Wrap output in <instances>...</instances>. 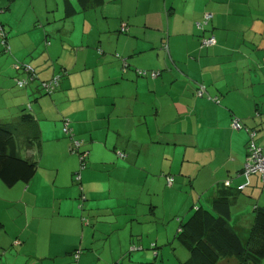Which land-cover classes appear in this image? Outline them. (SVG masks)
<instances>
[{
    "label": "crops",
    "instance_id": "crops-1",
    "mask_svg": "<svg viewBox=\"0 0 264 264\" xmlns=\"http://www.w3.org/2000/svg\"><path fill=\"white\" fill-rule=\"evenodd\" d=\"M16 1L0 0V5L10 10ZM63 1L58 24L39 34L36 27L45 15L33 12L28 28L23 21L8 20L10 15L1 17L12 25L8 45L14 58H25L19 52L32 46L39 53L30 59L48 62L49 74L67 72L56 93L33 109L42 120L37 124L42 145L49 148L46 155L63 168L57 164L56 180L63 171L62 182L53 181L57 188L46 192L42 187L51 173L38 168L28 184H0L10 198L0 208L16 213L14 223L0 219V264L158 259L157 240L169 243L172 235L162 223L167 227L155 240L162 219L155 205L159 195L172 200L182 193L175 211L185 212L181 224L198 206L230 194L231 223L246 241L256 206L264 207V185L260 175L242 173L249 135L234 128L232 119L257 130L264 154V0ZM206 12L213 17L201 29L197 22ZM211 35L215 42L206 46L203 39ZM122 57L130 66L124 71ZM137 68L162 73L141 77ZM199 84L206 87L204 96L196 93ZM17 120L11 123H22ZM66 122L90 162L76 180L70 166L78 157L70 156L69 165L61 158L71 144L63 132ZM168 175L174 176L172 185ZM142 195L152 203H144ZM131 198L134 202H127ZM125 257L128 262H122Z\"/></svg>",
    "mask_w": 264,
    "mask_h": 264
},
{
    "label": "trees",
    "instance_id": "trees-1",
    "mask_svg": "<svg viewBox=\"0 0 264 264\" xmlns=\"http://www.w3.org/2000/svg\"><path fill=\"white\" fill-rule=\"evenodd\" d=\"M79 1L83 3L85 0ZM91 1H93V4L95 5L101 0ZM1 11H3V8L0 6V12ZM205 14L204 20L197 22L198 27L201 29L204 28L205 22H208L205 19ZM212 17L213 14L211 18ZM0 26L2 28L0 32V42L5 49L10 50L8 45V32L2 21H0ZM121 28H123V25ZM121 30L123 32L128 31V24H126ZM211 37L215 38L214 35H211L204 39ZM205 45L208 46L209 44ZM162 47L168 52V44L166 42L163 43ZM122 59L124 71L130 66L125 58L122 57ZM139 70L146 71L147 74L141 75L138 73ZM29 71H32L31 68ZM66 72L67 71L63 69L62 72L60 71L58 74H54L51 80L44 82L50 83L56 77L58 78V81H60L61 76ZM136 72L138 76H150L152 78H156L162 73L161 70L142 68H137ZM152 72H158V75L153 77ZM20 81L22 80L17 79L18 86L24 87L28 85L25 80H23V84L20 85ZM200 89H203L202 95H199ZM205 89L206 87L204 84H199L196 89L197 95L204 96ZM46 91V94L51 95L55 92V89L46 88ZM214 100L216 101V99ZM34 119H36L35 114L32 111H28L27 114L23 115L21 124L0 123V179L9 187L14 186L18 182L28 184L38 171L39 164L35 158V154H41L42 134L40 127H38L37 124L32 123ZM235 119L238 118L234 116L232 123ZM239 123L241 127L238 129H244L249 135L248 158L251 142L255 141L257 143L256 135L252 138L251 133L256 132L257 134V130L246 126L240 118ZM63 132L68 135L70 139H77L72 130L66 132L63 127ZM19 141L24 145L28 152H30L28 156L22 155ZM72 142L73 141H71L70 150ZM34 148H37V150L33 151ZM86 158L83 164H85V161L87 160ZM242 173L243 175H246L244 167ZM255 174L260 175L264 185L261 174ZM168 177H173L174 183V176L168 175L167 184H169ZM227 183L229 182L227 181ZM242 188L243 185L239 187V189ZM231 204V195L224 193L223 195L214 198L210 206H198L188 218L181 221L176 238L189 252L188 258L182 261V264H218L222 259L232 256L236 258L234 264H261L264 258V207L256 206L254 224L250 230L248 239L244 241L231 223Z\"/></svg>",
    "mask_w": 264,
    "mask_h": 264
},
{
    "label": "rangeland",
    "instance_id": "rangeland-1",
    "mask_svg": "<svg viewBox=\"0 0 264 264\" xmlns=\"http://www.w3.org/2000/svg\"><path fill=\"white\" fill-rule=\"evenodd\" d=\"M63 10H64L63 0H17L15 5L11 6L10 10L3 9V11L0 12V21L4 22L5 24L4 26L7 32L10 29L9 26L12 27V25L10 24L8 20H11L15 23L23 21L25 22V25L23 27L28 28L29 26H31L30 16L33 12H36L39 15H42V16L45 15V19L44 20L39 19V22L37 24L36 29H38V31H36V33H38L40 29L46 30L49 28H55V25L58 24L59 22L56 18L59 19L63 15ZM9 15L10 17L8 18V20L1 19L2 16H9ZM21 25L22 24H19L17 28L14 27L15 33H17L18 31L17 29L20 28ZM61 30L63 32H67V29L61 28ZM76 33H77L76 30H74L73 34H76ZM53 36L54 35H51L50 37H53ZM30 39L36 42L35 39H37V36L35 35V33L30 34ZM19 40L22 43L25 42L22 39H19ZM0 41H1V38H0ZM42 46H40L41 50H43ZM38 53L39 51L33 52V48L31 46L29 48H26L25 51L19 52V55L25 58H20V57L18 58V56L17 58H14L13 56L14 53L11 52V50L5 49V47L0 42V123L15 122V121H18L17 120L18 118L22 120L21 118L23 117L24 114H27L28 111H32L36 115V110L34 111L33 109L39 110L40 106L44 104V100H49L48 98L50 96L49 94H46L47 91L44 86L45 84L44 81H48L53 78V70H51V74H49V72L46 71L47 69H45V67H48L47 66L48 62L43 63L41 65L39 64L40 58H37V64L34 62V60L30 59L31 55L36 56ZM42 66L43 68H41ZM30 68L32 71H29ZM4 79H9L11 83H9L7 86L4 85L3 83H1L2 80ZM17 79H21L22 81L25 80L28 85L24 87L18 86ZM54 93H56V91L53 92V94ZM21 99H26L28 103L26 105L23 102L21 103L20 102ZM19 102L21 103V105L19 104ZM16 104H18L19 106L17 107L19 111L18 109L16 110V107H15ZM37 122L42 123V120L34 119L32 121V123H35V124H37ZM18 124L20 123H17V125ZM68 139L70 141H73L72 139H70V137ZM70 145L71 144L69 143L68 154H67V151H62L61 158H64L63 160H68V159L70 160L71 159L70 156L78 157L77 159L78 163H75L70 166L74 173L73 175L74 179L76 180L79 172L85 173L87 166L90 165L89 164L90 162L88 161V158H87V160L85 161V164H83L81 162L80 152L78 150L71 151ZM19 146H20L22 155L28 156V150L24 147V145L20 141H19ZM48 149H49L48 145L44 144L41 147V154L40 155L35 154V158L37 159L38 164H39L40 172H44V173L48 172L49 174L51 173V175H48L49 177H48L47 182L46 180L44 181L45 182L44 187H42L43 189L46 190V192L50 190L51 187L57 188L55 183L53 182L56 180V177H57V168L60 167V169L63 170V168L58 163L59 161L57 159L50 157L49 155H46L47 153H45V151H47ZM36 150L37 148H34L33 151H36ZM53 152L54 151H51L50 153L53 154ZM54 153L57 154L56 152ZM69 160L67 161L68 165L72 162L70 161L69 163ZM42 162L43 164H41ZM57 164H59V167H57ZM46 176H47V173H46ZM62 177H63V171H60L59 177L56 180V184H59L60 182H62ZM0 182H1L0 184H3V181L1 179H0ZM71 186H72L71 188L74 189V187L76 186V181L73 182ZM6 188H8V186ZM71 190L72 189H70L69 193L71 192ZM176 194L177 192L174 191L173 197H175ZM78 196H79V193H78ZM142 196L145 199L147 198L145 195H142ZM47 197L48 196L45 195L44 200H47ZM181 197H182V193L179 194L178 197L176 196L175 198H173L172 200H168L167 196L164 197L163 195H159V198L156 199L158 201V203H155V205H157L156 211L162 219L157 223L158 230L157 228H155L156 229L155 240L157 239V233L161 236L164 234L161 232V230L166 229L167 226L164 225L165 223L169 225L168 229L171 231L172 235L170 237L169 243L164 242L165 240H163V238H161L159 242L157 240V243L159 246L157 248L158 251H155V252H158L159 254L158 259L153 257L150 259V261L143 260V264H182L181 262L188 258V255H189L188 250L185 247H183L177 239H175L178 228H179L180 220L183 219V216L185 213L183 212L181 214H178L180 213L178 211L175 213L176 207L178 205L177 202L181 204V201H180ZM8 200H10V198H8V196H6L4 192L0 191V204L2 203L9 204ZM133 200L134 198L133 199L131 198L130 200L128 199L127 202H134ZM146 200L147 201H143V202L148 203V204L152 203L151 200L149 201V197ZM138 205L140 204L137 203L135 206H138ZM7 209L8 208L4 209L3 207L0 208V219L2 220L6 219L7 222L14 223V218H15L14 215H16V213L14 210H13L14 211L13 213L11 211H8ZM193 211L194 210H192V212ZM192 212H189V213H192ZM189 216L190 214H187L186 218H188ZM164 217L166 218V221L163 220ZM16 223L17 222H15V224ZM172 229L174 232L172 231ZM155 245L156 243H153L151 246L155 247ZM164 248H165V252L162 253V249ZM152 251L153 250H151L150 252ZM121 260L122 262H128L127 257L121 258ZM121 260L119 259L120 262ZM235 262H236L235 257H226L222 259L218 264H234ZM74 263H76L75 260H74ZM262 264H264V260L262 261Z\"/></svg>",
    "mask_w": 264,
    "mask_h": 264
},
{
    "label": "built area",
    "instance_id": "built-area-1",
    "mask_svg": "<svg viewBox=\"0 0 264 264\" xmlns=\"http://www.w3.org/2000/svg\"><path fill=\"white\" fill-rule=\"evenodd\" d=\"M211 16H212L211 13H206L205 14L206 21H208L211 18ZM125 25L126 24L124 23L123 24V28L125 27ZM1 30H2V28L0 26V32H1ZM214 40H215V38L211 37V38H208V39H204L203 42L205 44H209L210 45V44H213ZM138 73L141 74V75H146L147 74V72L143 71V70H139ZM157 75H158V72H152V76L153 77H156ZM58 82H59L58 78L56 77L50 83H45L44 86L47 89H55V87L58 85ZM19 83H20V85L23 84L22 81H20ZM202 91H203V89H200L199 95H202ZM232 125H233L234 128H240L241 127L238 119H235L234 122L232 123ZM64 130L66 132L70 131V128H69L67 122L64 125ZM255 135H256V132H252L251 133L252 138ZM80 146H81V141L75 139L72 142L71 150L80 151ZM80 154H81V161L83 163L85 158H86V156H87V154L84 151L80 152ZM244 172H245L246 175L260 173L261 176H262L263 182H264V154H263L262 148L255 141L251 142L250 153H249V156H248L247 161H246L245 166H244ZM80 177H81V175L78 174L77 179H80ZM168 183H169V185L173 183V177H168Z\"/></svg>",
    "mask_w": 264,
    "mask_h": 264
}]
</instances>
